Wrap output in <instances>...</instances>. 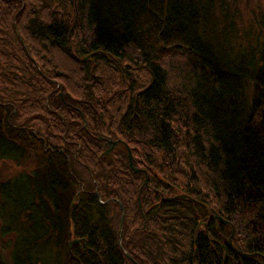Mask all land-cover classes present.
Returning <instances> with one entry per match:
<instances>
[{"label": "trees", "instance_id": "obj_1", "mask_svg": "<svg viewBox=\"0 0 264 264\" xmlns=\"http://www.w3.org/2000/svg\"><path fill=\"white\" fill-rule=\"evenodd\" d=\"M241 3L0 0V162L29 164L0 180V264H264V8Z\"/></svg>", "mask_w": 264, "mask_h": 264}, {"label": "rangeland", "instance_id": "obj_2", "mask_svg": "<svg viewBox=\"0 0 264 264\" xmlns=\"http://www.w3.org/2000/svg\"><path fill=\"white\" fill-rule=\"evenodd\" d=\"M242 12L243 15H247L244 19H248L252 10H258L264 8V0H242ZM133 161V160H132ZM29 164L17 165L11 161L5 160L0 162V180L8 177H12L19 171H23ZM133 166L136 168L135 163ZM136 173V172H135Z\"/></svg>", "mask_w": 264, "mask_h": 264}, {"label": "water", "instance_id": "obj_3", "mask_svg": "<svg viewBox=\"0 0 264 264\" xmlns=\"http://www.w3.org/2000/svg\"><path fill=\"white\" fill-rule=\"evenodd\" d=\"M18 33L19 32L16 31L17 37L19 38L20 42L22 43L24 49H26L25 44H24L23 40L21 39L20 34H18ZM84 58H86V57H84ZM98 138H100V137H98ZM104 140H105L104 146H106V148H105L106 155L112 150V148L114 146H117V144L121 143V140H119L117 138H116V140H113V139H104ZM130 155H131L130 151H129V149H127L128 165L134 172H137L138 169L133 166L132 157ZM142 185H146V179L143 180ZM172 197H166V198H163V199L167 200V199H171ZM174 197H184V196H182V195H174ZM123 216H124V212L122 210L121 214H120V223H119V227H118L119 232L121 231V225H122V220L121 219H123ZM213 218L215 220H219V221H221L223 223H226V224L229 223L228 221L226 222V220L222 219L220 216H218L216 214H213ZM227 241H228V244L230 246V237L227 238ZM76 242H79V239L70 240L69 243H68V249H69V247L71 246L72 243H76ZM123 252H124V254L126 255L127 258L131 259V256L126 251H123ZM224 258H225V253H224Z\"/></svg>", "mask_w": 264, "mask_h": 264}, {"label": "flooded vegetation", "instance_id": "obj_4", "mask_svg": "<svg viewBox=\"0 0 264 264\" xmlns=\"http://www.w3.org/2000/svg\"><path fill=\"white\" fill-rule=\"evenodd\" d=\"M104 143H105V141L103 142V145H104ZM104 147L106 148V146H104ZM114 147H115V146H114ZM114 147H113V148H114ZM113 148H112V149H113Z\"/></svg>", "mask_w": 264, "mask_h": 264}]
</instances>
